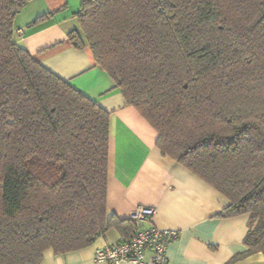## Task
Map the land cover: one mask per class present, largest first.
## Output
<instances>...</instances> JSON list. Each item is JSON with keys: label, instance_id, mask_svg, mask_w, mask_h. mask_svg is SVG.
I'll use <instances>...</instances> for the list:
<instances>
[{"label": "trees", "instance_id": "trees-1", "mask_svg": "<svg viewBox=\"0 0 264 264\" xmlns=\"http://www.w3.org/2000/svg\"><path fill=\"white\" fill-rule=\"evenodd\" d=\"M27 1L0 0V264L140 226L108 212L110 113L15 38ZM76 16L72 45L91 50L162 153L227 196L221 215L248 214L231 261L264 253V0H82Z\"/></svg>", "mask_w": 264, "mask_h": 264}, {"label": "crops", "instance_id": "crops-1", "mask_svg": "<svg viewBox=\"0 0 264 264\" xmlns=\"http://www.w3.org/2000/svg\"><path fill=\"white\" fill-rule=\"evenodd\" d=\"M81 2L29 0L15 17V30L23 29L24 35H14L35 59L110 113L109 213L128 219L138 206L155 207L152 222L138 224L178 230L168 246L166 264H264L262 252L231 261L246 249L248 214L221 215L230 202L227 196L163 154L157 130L126 101L114 79L96 64L91 50L72 45L68 34L80 27L76 14ZM123 238L111 227L85 247L65 253L46 250L41 264H110L96 260L95 250Z\"/></svg>", "mask_w": 264, "mask_h": 264}, {"label": "built area", "instance_id": "built-area-1", "mask_svg": "<svg viewBox=\"0 0 264 264\" xmlns=\"http://www.w3.org/2000/svg\"><path fill=\"white\" fill-rule=\"evenodd\" d=\"M15 32L20 36L24 35L23 29H16ZM155 213V207L138 206L130 217L136 222L150 223ZM178 235V230L162 228L153 223L147 227L140 225L128 238L98 246L95 258L110 264H166L168 246Z\"/></svg>", "mask_w": 264, "mask_h": 264}, {"label": "water", "instance_id": "water-1", "mask_svg": "<svg viewBox=\"0 0 264 264\" xmlns=\"http://www.w3.org/2000/svg\"><path fill=\"white\" fill-rule=\"evenodd\" d=\"M20 9H18V11H19Z\"/></svg>", "mask_w": 264, "mask_h": 264}, {"label": "rangeland", "instance_id": "rangeland-1", "mask_svg": "<svg viewBox=\"0 0 264 264\" xmlns=\"http://www.w3.org/2000/svg\"><path fill=\"white\" fill-rule=\"evenodd\" d=\"M109 212V211H108ZM110 214V213H109Z\"/></svg>", "mask_w": 264, "mask_h": 264}]
</instances>
